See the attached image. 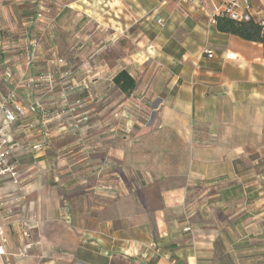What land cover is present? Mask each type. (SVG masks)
Listing matches in <instances>:
<instances>
[{
  "label": "crops",
  "instance_id": "1",
  "mask_svg": "<svg viewBox=\"0 0 264 264\" xmlns=\"http://www.w3.org/2000/svg\"><path fill=\"white\" fill-rule=\"evenodd\" d=\"M218 1L0 0V101L9 66L40 102L6 127V264H264V43L210 24ZM121 69L144 71L129 94Z\"/></svg>",
  "mask_w": 264,
  "mask_h": 264
},
{
  "label": "built area",
  "instance_id": "2",
  "mask_svg": "<svg viewBox=\"0 0 264 264\" xmlns=\"http://www.w3.org/2000/svg\"><path fill=\"white\" fill-rule=\"evenodd\" d=\"M161 4L167 3L169 1L181 2V3H193L197 0H159ZM260 4L264 5V0H257ZM44 14L43 12H39L36 17V21H41ZM218 17H227L229 19L240 21V22H248L252 21L254 17L253 14V4L250 3V0H219L212 14L209 16L208 20L210 24H217ZM260 21L261 25L264 27V20L259 18H255ZM158 22H161V19H158ZM162 23V22H161ZM33 46L37 45V42L32 44ZM205 54L208 56H213L212 49H204ZM26 59L24 60V64L26 66H30L33 58L32 51L27 52ZM65 64V59L59 58L55 66H63ZM4 78L3 81L8 86V91L4 97H2L0 101V177L9 175L14 182H17L19 178V170H18V162L14 159V146L11 143V139L7 134L6 127L12 123H19L20 120L27 117L28 115L35 113L37 111L38 106L40 105L39 101L30 102L28 104L22 103L20 100L17 99V92L20 87L19 80L13 75V71L9 66L5 67L4 70ZM70 75L69 72L66 73ZM55 77V71L53 70L52 73L46 75V77H40L37 81L42 82L46 81L49 84H52V80ZM33 81H28L26 84L30 87L33 86ZM79 84H76L75 87H78ZM87 118H83L86 120ZM43 143H36L33 146V149L40 150L43 149ZM27 227L35 224L37 222L36 219H25ZM189 228V227H187ZM0 233H2V229L0 228ZM5 248V239L2 238L0 242V264H6L4 260V255L6 254Z\"/></svg>",
  "mask_w": 264,
  "mask_h": 264
},
{
  "label": "trees",
  "instance_id": "3",
  "mask_svg": "<svg viewBox=\"0 0 264 264\" xmlns=\"http://www.w3.org/2000/svg\"><path fill=\"white\" fill-rule=\"evenodd\" d=\"M217 28L220 32L230 33L240 36L249 41H259L264 43V27L260 21L252 18V21L240 22L227 17L217 18ZM113 82L121 92L131 93L137 86L134 76L128 69H121L114 77Z\"/></svg>",
  "mask_w": 264,
  "mask_h": 264
},
{
  "label": "rangeland",
  "instance_id": "4",
  "mask_svg": "<svg viewBox=\"0 0 264 264\" xmlns=\"http://www.w3.org/2000/svg\"><path fill=\"white\" fill-rule=\"evenodd\" d=\"M94 1H97V3H99L98 5H100V6H104V3H106V2H104V1H106V0H94ZM112 6V5H111ZM94 9H96V10H99L101 13L99 14V13H95L94 15H96V17L100 20V21H103V19H102V17H104L105 16V14H104V16H102L103 15V11L104 10H102L101 9V7H99V6H94ZM69 42H65V44H68ZM101 43H103V42H101ZM64 59H65V64L63 65V66H65V67H67V68H70V69H72L73 70V68H75V67H77V65L78 64H80V65H88V63H89V55H87V56H85V57H77V58H75V57H73V55L70 53V54H66V56H64L63 57ZM149 62H152V57L150 58V61ZM116 68H115V70H118L119 69V66H115ZM153 68V67H152ZM148 69V68H147ZM151 73H153V69H152V71H151ZM151 73H150V75H151ZM133 75H134V77L137 79V81L140 83L141 82V80H142V78H143V76H144V71H143V73H142V71L140 72L138 69L136 70V71H134L133 72ZM140 92V91H139ZM117 95V100H118V102H120V101H122L123 99H124V97L121 95V97H120V93H117L116 94ZM138 96V95H137ZM139 97V96H138ZM138 97H136L135 99H137ZM147 103V102H146ZM154 104V103H153ZM119 105V104H118ZM134 107H133V110L136 112V110L138 111V114H137V118H136V121H145V117H144V115H143V111H142V109H141V101H137V102H134V104H132ZM131 105V106H132ZM86 120H88V118L86 119Z\"/></svg>",
  "mask_w": 264,
  "mask_h": 264
}]
</instances>
